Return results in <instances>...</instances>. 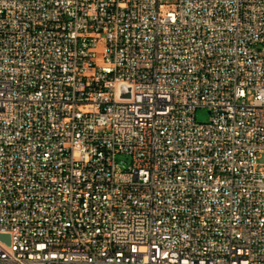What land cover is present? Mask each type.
<instances>
[{
  "label": "built area",
  "instance_id": "built-area-1",
  "mask_svg": "<svg viewBox=\"0 0 264 264\" xmlns=\"http://www.w3.org/2000/svg\"><path fill=\"white\" fill-rule=\"evenodd\" d=\"M262 153L264 0H0V264H264Z\"/></svg>",
  "mask_w": 264,
  "mask_h": 264
},
{
  "label": "rangeland",
  "instance_id": "rangeland-1",
  "mask_svg": "<svg viewBox=\"0 0 264 264\" xmlns=\"http://www.w3.org/2000/svg\"><path fill=\"white\" fill-rule=\"evenodd\" d=\"M252 97L250 95L247 96L246 100L249 101ZM209 115L204 107H197L195 110V118L198 121H206L208 119ZM258 162H264V153L261 154V156L257 159Z\"/></svg>",
  "mask_w": 264,
  "mask_h": 264
},
{
  "label": "water",
  "instance_id": "water-1",
  "mask_svg": "<svg viewBox=\"0 0 264 264\" xmlns=\"http://www.w3.org/2000/svg\"><path fill=\"white\" fill-rule=\"evenodd\" d=\"M121 95L122 96H128L129 95V88H126L125 86H121ZM0 237H6V235L0 234Z\"/></svg>",
  "mask_w": 264,
  "mask_h": 264
}]
</instances>
